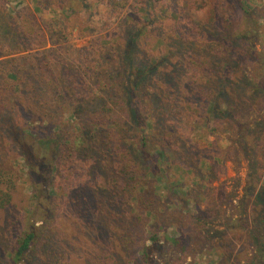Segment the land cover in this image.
Wrapping results in <instances>:
<instances>
[{
	"label": "trees",
	"instance_id": "trees-1",
	"mask_svg": "<svg viewBox=\"0 0 264 264\" xmlns=\"http://www.w3.org/2000/svg\"><path fill=\"white\" fill-rule=\"evenodd\" d=\"M185 2L31 0L10 11L0 0V124L17 131L12 117L21 121L33 182L29 212L6 221L3 264H161V165L190 166L196 156L181 136L185 115L227 126L246 109L245 96L264 89L254 6L229 0L213 20L201 14L192 23ZM103 12L119 23L95 35ZM78 17L79 36L92 37L82 47L71 43ZM162 46L166 55H157ZM147 134L161 136L152 143ZM50 174L44 189L36 175ZM14 191L0 163L3 217Z\"/></svg>",
	"mask_w": 264,
	"mask_h": 264
},
{
	"label": "rangeland",
	"instance_id": "rangeland-1",
	"mask_svg": "<svg viewBox=\"0 0 264 264\" xmlns=\"http://www.w3.org/2000/svg\"><path fill=\"white\" fill-rule=\"evenodd\" d=\"M248 1L254 6L253 12L264 31V0ZM8 2L9 10L13 11L31 0ZM228 3L229 0H186L185 18L195 23L202 14L213 20L214 12L221 15ZM94 9L91 7L90 11ZM58 13L47 11L44 16L53 17ZM237 13L238 10L233 16ZM107 17L104 12L95 15V35L106 36L119 23L108 21ZM81 18L78 17L79 24L76 23L73 31L74 47L88 45L92 38L79 36ZM166 50L167 46H162L157 55H166ZM256 50L264 53V35L256 44ZM245 103L247 107L241 114L233 115L227 126L216 128L211 120L207 121L206 115L199 117L197 112L187 111L180 132L184 139H192L186 148L195 150L194 163L172 166L163 162L161 165L165 174L159 185L158 207L163 216L160 234L163 246L156 255L161 264H173L179 258L183 264H264V89L259 86L248 93ZM12 119V124L19 128L17 131L2 129L0 124V163L16 181L12 205L6 211L8 216L0 213V264L7 255L9 241L6 221L21 212H29L25 204L33 185L19 148L23 127L18 118ZM25 133L32 134L31 130ZM147 135L152 143L161 136ZM170 136V132L165 136L168 142ZM82 154L83 160L89 159L87 154ZM39 175H36L37 183L45 189V182H52L53 175L48 179ZM40 217V214L28 213V220L36 225L42 224ZM57 235L65 237L60 232ZM81 248L82 253L87 250L86 246Z\"/></svg>",
	"mask_w": 264,
	"mask_h": 264
}]
</instances>
